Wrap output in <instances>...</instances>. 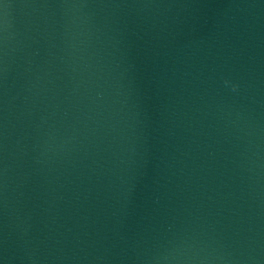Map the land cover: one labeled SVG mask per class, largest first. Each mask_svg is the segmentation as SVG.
<instances>
[{"label":"water","instance_id":"95a60500","mask_svg":"<svg viewBox=\"0 0 264 264\" xmlns=\"http://www.w3.org/2000/svg\"><path fill=\"white\" fill-rule=\"evenodd\" d=\"M0 264H264V57L207 0H0Z\"/></svg>","mask_w":264,"mask_h":264}]
</instances>
